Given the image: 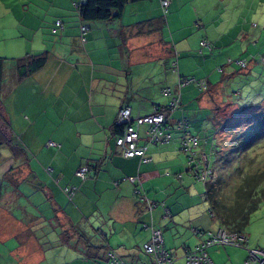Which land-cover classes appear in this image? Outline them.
<instances>
[{"label":"crops","instance_id":"obj_1","mask_svg":"<svg viewBox=\"0 0 264 264\" xmlns=\"http://www.w3.org/2000/svg\"><path fill=\"white\" fill-rule=\"evenodd\" d=\"M78 2L80 0H58L55 22H40L43 26L39 27L49 31L48 34L52 33V28L55 34L59 33L55 38L59 43L56 41L51 48L44 42L46 36L38 38L35 44L39 29L26 24L28 45L24 51H18L14 59L47 52V60L41 68L19 79L16 62L8 63L9 69L3 66L0 113L2 115L3 100L11 98L15 116L6 120V127L15 135L22 151L15 157L5 146V155L0 153V264H109L110 250L124 264H146L148 259L138 262L141 247L150 237L149 225L161 229L163 234V227L156 224L159 217L166 220L165 229L170 227L166 239L163 236L164 246L171 247L167 248L171 255L175 254L172 249L178 248L180 254H175V259H182L184 264L185 249L201 240L194 229L212 230L219 224L217 221L216 226L203 212L201 201L191 191V188L197 189L199 180L180 150L178 130H172L169 142L149 145L145 152L149 160L141 161L138 156L122 155L112 129L121 105H129L134 117L138 112L150 113L157 105H166L170 100L162 92L165 87L158 89L157 82L133 83L137 67L149 61H157L162 67L172 65L178 75L173 84L166 87H175L180 78H186L181 73H189L195 50H207L200 46V40L207 35L195 36L192 43L187 37L175 38L172 30V41H168L160 17L164 12L160 0L127 3L118 18L108 20L81 18L76 7ZM31 3L36 6L35 1ZM179 7L177 0H170L166 23H173L176 13L179 17L183 14L191 19L192 15L195 17L189 6L178 11ZM58 19L62 28L56 26ZM195 19L200 26L198 18ZM82 25L86 26L84 33ZM180 29L176 28V32ZM211 38L214 44L220 41ZM191 44L194 46H189ZM174 52L178 56L175 61ZM217 52L216 60L224 62L235 53ZM206 80L209 83V79ZM219 84L215 89L221 86ZM183 87L181 105L190 100L181 92ZM157 92L168 99L162 97L154 102ZM216 93L209 91L199 104L209 111L207 134L220 143L221 152L227 148V142L221 143L223 130L218 128L222 129V125L215 121L214 109L231 104ZM21 99L25 101L18 111L16 101ZM177 110L171 114L174 124L181 118V111ZM145 129L140 128L142 134ZM44 134L48 138H43ZM48 141L59 146H48ZM143 143L144 137L139 139L138 145ZM83 163L90 165V171L85 179H80L75 172ZM130 176H140L145 197L154 203L151 210L135 195V184L129 180ZM65 186L77 188L71 199L62 190ZM37 193L42 194L39 202H46L53 213H49L44 204L36 203ZM51 214L60 218L59 224H52ZM103 219H112L122 226L129 224L132 229L143 221L142 226L147 231L142 235V244L134 247L129 244L130 240L113 244L104 230L95 226L94 220ZM247 243L248 238L245 247L231 246L222 250L214 245L206 251L214 264H236L237 258L242 264L250 247Z\"/></svg>","mask_w":264,"mask_h":264},{"label":"rangeland","instance_id":"obj_2","mask_svg":"<svg viewBox=\"0 0 264 264\" xmlns=\"http://www.w3.org/2000/svg\"><path fill=\"white\" fill-rule=\"evenodd\" d=\"M31 1L0 0V56L4 60V65L7 66L6 69H9L8 63L14 64L16 62L17 59L14 58L18 56V51H24L26 44L28 45L26 33L29 29H26V24L29 25L30 23L33 28L39 29L35 36V44L39 42L38 38L41 36H46V41L44 42L48 48H51L56 41V43H59L58 39H55L59 34L58 32V34H55L56 30L54 31L52 28L53 34H48L49 31H46L43 27H39L43 26L40 23L42 21L55 22L54 19L57 17L59 11L58 0H33L36 2V6ZM177 2L180 4L178 11L181 7L189 6L195 17L192 15L191 19L187 14L179 17L176 13L177 16L173 18V23L171 21L166 23L168 12H162L160 17L165 27L164 36L166 39L170 42L172 41L171 31L173 30L175 38L177 36L187 37L193 43V38L195 36L200 38L203 33L207 35L204 38L210 41L212 50L207 49L204 52H200V49L197 48L195 50L197 51L196 55L193 54V61L188 66L189 73H181L183 74L181 76L186 78L204 80L208 78V88L206 90L199 89L194 83L184 86L181 92L188 95L190 100L180 105L177 108L178 110H176L181 111L179 113L180 117H188L191 132L200 137L199 148L205 150L204 152L208 155V166L214 172L213 180L217 179L218 175L222 177L223 187L221 193H223L226 199L230 200L236 185L240 181V173L257 168L264 169V133L262 132L264 130V123L259 119L262 113L252 110L253 107L259 104L264 105V63L258 61V57L264 54V0H177ZM195 18H198L200 21V26L196 25ZM151 25L149 24V26ZM178 27H181V29L179 32H176V28ZM160 30L161 28L159 27L158 31ZM211 37L218 38L220 40L219 43L214 44ZM222 50L235 51L233 57L230 58L234 62L229 63L227 61L216 60L215 57L218 59L217 51ZM175 51L177 52V50ZM177 57V54L174 52L173 60L178 59ZM237 59H247V66L241 67L236 64L235 60ZM160 65L162 64L157 61H149L144 63L142 67H137V71H134L132 78L133 83L141 82V85H143L144 83L151 84L157 82L158 89L159 86H171L175 76L178 75V71L175 72L172 69V65L170 67L166 64L163 67ZM133 68L135 69V67ZM219 82L221 83L219 84ZM218 84L221 86L215 89ZM209 91L211 94L216 92H218L216 93L218 95L222 94L224 100H228V103L231 104V106L229 104L216 106L214 110V114L218 119V121L217 119L215 121L220 126L222 125V129L221 127L218 129L219 131L223 130L224 134L221 136L224 137L221 143L223 141L227 142V148L224 147L226 149L221 152L220 143L217 144V141L213 137L208 136L209 133L207 134L206 128L209 123L207 113L209 111H206L199 104V100H203ZM162 95V93L157 92L155 98L153 97V101L161 100L162 97H165L164 100L168 99L166 95ZM34 98L37 102L38 95ZM184 99H186V96ZM24 101L23 99L16 101L18 111ZM2 104L3 112L0 117V132L9 137V134L5 132L7 130L6 120L9 117L13 118L15 116L13 113V101L9 98L5 101L3 100ZM14 111L17 112L16 107ZM257 119L259 120L257 121ZM145 127L146 125L144 124L140 128L143 129ZM10 135L16 142L15 135L11 132ZM221 137L218 136V138ZM43 138L46 139L48 137L44 134ZM5 146V144L0 146V153L3 155H5L3 150ZM7 148L9 149V147ZM198 182L197 189L199 191L196 188H191V191H194L196 199L198 198V201H201L200 206L203 212L217 226V218L208 212L209 203L204 193L205 182ZM262 186H264V182ZM35 198L37 199L36 203H38L39 200H42V194H35ZM39 203H42V201ZM42 205L46 207L49 213H53L46 206V202H43ZM140 212H143L142 208ZM49 217L53 225L59 224L60 218L58 216L57 219L55 214H51ZM165 221L164 218L159 217L156 223L158 226L163 227L164 239H166L167 231L170 228H164ZM94 222L96 227L104 230V234L115 245H118L119 242H124V240H130L129 244L138 247L142 244V235L147 231L142 226L143 221L136 223L134 229L129 224L126 226L117 225L112 219L94 220ZM112 224H115V229L112 227ZM216 228L212 227V230ZM96 234L98 233L96 232ZM244 234L248 238L247 244L250 246L249 248L259 249L264 247V201L251 213ZM99 235L101 234L99 233ZM216 246L221 247L222 250L225 247H231L228 245ZM167 248L171 247L167 245ZM237 249L240 250V248ZM172 251L175 252L176 256L180 254L176 247ZM140 253L138 262L142 263L147 259L149 260L148 255ZM175 254H173L174 261L169 264H182V259H175ZM245 258L246 255L243 258L242 264L245 263ZM236 264H240L239 258L236 259Z\"/></svg>","mask_w":264,"mask_h":264},{"label":"built area","instance_id":"obj_3","mask_svg":"<svg viewBox=\"0 0 264 264\" xmlns=\"http://www.w3.org/2000/svg\"><path fill=\"white\" fill-rule=\"evenodd\" d=\"M170 0H160L161 7L164 12L169 7ZM78 3H76V7ZM56 26L62 28L60 19L56 20ZM81 30L84 33L86 26L82 25ZM200 46L211 49V43L207 39L200 40ZM258 61L264 63V55L258 57ZM227 62H234L228 58ZM235 63L241 67L248 64L247 59H237ZM221 69V68H220ZM194 83L199 89L206 90L208 85L204 79L195 78H180L175 87H165L162 92L170 97L166 105L155 109L147 114H140L139 112L133 117L132 109L129 105H121L118 109L115 123L123 125V130L120 135L115 137V144L120 149L125 157H140L141 161H148L149 158L145 156L147 147L151 144L166 143L172 139L173 129L178 130V143L180 150L186 155L187 164L190 167L193 175L199 181L207 182L213 178V170L208 166V156L203 151L199 150L200 137L189 130V121L186 117H181L171 122V114L181 105L180 89L181 87ZM146 125L143 134L140 131L141 125ZM144 137V143L138 145L140 138ZM48 146H59L53 141H48ZM90 171L88 163L81 164L75 174L81 179H85ZM131 182L135 184L134 193L147 204L149 210L154 205L150 202L144 194L142 189V180L140 176L128 177ZM75 186H65L62 188L63 192L71 199L76 191ZM163 205V203H161ZM167 212V211H166ZM150 237L143 243L142 252L148 255L149 260L146 264H169L172 262V255L164 246L162 230L149 225ZM195 233L201 237L197 245L192 248H186L184 251V264H214L206 249L214 245L245 247L247 238L243 234L236 232H229L220 227L215 230L194 229ZM248 255L245 262H258L264 264V248H248ZM109 264H124L113 250L108 252Z\"/></svg>","mask_w":264,"mask_h":264},{"label":"trees","instance_id":"obj_4","mask_svg":"<svg viewBox=\"0 0 264 264\" xmlns=\"http://www.w3.org/2000/svg\"><path fill=\"white\" fill-rule=\"evenodd\" d=\"M138 1L141 0H80L77 10L80 17L85 20H108L118 18L122 14L127 3ZM46 60L47 52L18 58L16 60V73L18 78L20 79L32 74L41 68ZM3 66L4 60L0 57V95ZM157 106L160 107L162 105ZM263 109V104H259L252 108L255 112L260 111L262 113L259 117L262 123H264ZM259 119H257V121ZM123 127V125L115 123L112 129L113 135L115 137L120 135ZM5 132L9 134V137L0 132V146L5 144L15 157H19L22 151L21 146L11 138L8 128ZM262 132L264 133V130ZM240 176V181L236 185L230 200L226 199L223 193H221L223 179L219 175L217 179L213 180V178H211L205 182L204 193L209 203V211L217 218L219 227L229 232L245 235L244 230L249 223L251 213L264 201V186H262L264 182V169H252L248 172L240 173Z\"/></svg>","mask_w":264,"mask_h":264}]
</instances>
